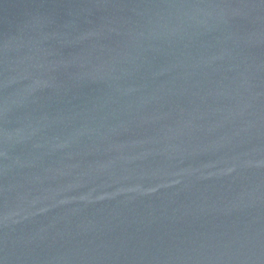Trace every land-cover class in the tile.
<instances>
[{"label":"water","instance_id":"water-1","mask_svg":"<svg viewBox=\"0 0 264 264\" xmlns=\"http://www.w3.org/2000/svg\"><path fill=\"white\" fill-rule=\"evenodd\" d=\"M0 264H264V0H0Z\"/></svg>","mask_w":264,"mask_h":264}]
</instances>
